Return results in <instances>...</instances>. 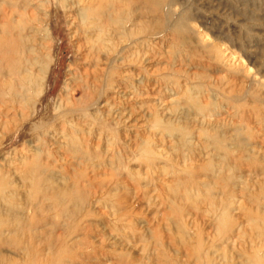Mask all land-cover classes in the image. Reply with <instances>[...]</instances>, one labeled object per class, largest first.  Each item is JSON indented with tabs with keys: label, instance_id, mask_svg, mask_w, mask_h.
Instances as JSON below:
<instances>
[{
	"label": "rangeland",
	"instance_id": "obj_1",
	"mask_svg": "<svg viewBox=\"0 0 264 264\" xmlns=\"http://www.w3.org/2000/svg\"><path fill=\"white\" fill-rule=\"evenodd\" d=\"M122 2L139 9L144 23L136 40L113 43L114 58L101 68L122 64L136 86L118 79L107 86L105 72L100 83L73 93V102L66 83L81 35L68 12L76 13L77 0H47L36 10L46 28L37 34L43 48H30L40 79L27 108L11 105L0 126V173L13 171L10 162L40 140L63 157L49 169H70L74 180L61 183L86 190L87 199L70 229L62 222L47 246L21 234L1 244L0 264H264V0ZM129 43L139 54L115 61ZM69 117L90 122L81 137L97 148L57 149L45 131ZM85 154L90 159L79 163ZM18 198L28 208H16L11 220L36 218L32 199ZM26 242L33 244L28 253Z\"/></svg>",
	"mask_w": 264,
	"mask_h": 264
},
{
	"label": "bare ground",
	"instance_id": "obj_2",
	"mask_svg": "<svg viewBox=\"0 0 264 264\" xmlns=\"http://www.w3.org/2000/svg\"><path fill=\"white\" fill-rule=\"evenodd\" d=\"M43 1L47 0H0V126L10 120H7V115L11 110V105L14 109L27 108L28 95L35 92L40 79L39 75L34 72L30 48L32 46L33 48H43L40 42L42 36L37 37V34L40 32L46 34V28L41 25V21L36 17L37 14L35 15L38 6L44 5ZM125 1H127V6L129 4L130 6L136 5L138 2V0ZM62 3L63 7H71L66 2ZM76 5H78L76 13L72 10L68 12L69 15H74L72 17L74 19L72 21L76 23L74 30L81 35L80 38H77L78 41L75 45L77 46L78 61L73 68L71 86L66 83L68 89L70 87L72 91L69 97L71 102H73V93L80 94L84 87L88 88L95 83H100L102 81L100 77H103L105 72L106 77L108 76L107 86L110 85V79L114 81L118 79L117 83L121 87L126 89L135 87L137 80L133 79L132 81L133 76L122 75V64L108 70H103L101 67L108 65L114 58L111 57L112 54H115L113 53L115 51L113 43L127 42L128 38L130 42L131 39L136 40L139 36L140 33L134 35V31L138 30L137 27L144 23L141 20L139 9L123 8L122 0L121 5L119 0H77ZM149 13H155L154 7H150ZM139 44L141 45V42ZM124 48L121 57L115 56V61L121 59L123 63L130 53L135 56L140 52L137 46L130 43ZM130 49H134V52L128 51ZM85 50L86 52L83 53ZM101 50L106 52L103 57L100 55ZM146 51L151 53L152 47L147 46ZM58 98L59 100L53 108L56 113L55 119L61 114L58 111L62 108L61 94L58 95ZM192 99L195 100V98ZM192 99L190 96V100ZM107 101V99L104 100V102ZM62 112H65L64 115H69L67 110ZM89 123L83 118L69 117L64 121L52 124L48 132H45L51 134V136H47L48 138L55 136L58 139L57 149L59 150L74 149L78 144L82 148H97V142L94 141L88 145L86 140L81 137L83 133H88ZM15 130H17L16 126ZM12 140L13 138H10L6 144ZM96 157L99 156L96 155ZM61 158L52 156L44 142L39 140L36 144L25 147L21 153L17 154V158L10 162V165L14 167L13 171L7 170L0 173V245L21 234L27 239L39 238L40 241L42 239L47 246L48 242L57 240L58 237H55L54 230L62 225V222H65L69 229L75 223V219L87 199L86 190L73 185L63 186L62 180L69 178L74 180L75 174L70 169H64L60 173L49 169V164L58 162ZM89 159L90 155L85 154L80 158L79 163ZM77 162L73 165L75 166ZM14 181L20 182L23 190L15 187ZM20 195L32 199V210L36 218L29 221L11 220L12 216L20 213L16 211V208L21 210L28 208L26 202L18 198ZM64 201L70 206L64 208L62 206ZM228 205V203L222 205L226 208L223 211L225 214L228 212ZM59 207L62 209L59 210ZM45 212L48 219L39 218ZM51 215H58L59 223L50 221ZM12 224L15 225L14 229H8V226ZM72 228V231L80 230L77 226ZM3 233H6L5 237ZM24 245L25 248L28 247L27 253L29 250L32 251L33 244L26 242ZM63 245L65 244L62 243L60 249L63 248ZM69 250L68 248V252ZM73 260L71 259V261Z\"/></svg>",
	"mask_w": 264,
	"mask_h": 264
}]
</instances>
